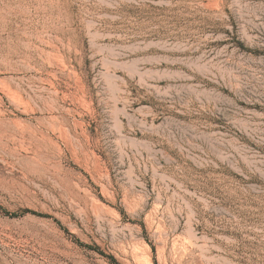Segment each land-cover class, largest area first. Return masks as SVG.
Returning <instances> with one entry per match:
<instances>
[{"label":"rangeland","instance_id":"rangeland-1","mask_svg":"<svg viewBox=\"0 0 264 264\" xmlns=\"http://www.w3.org/2000/svg\"><path fill=\"white\" fill-rule=\"evenodd\" d=\"M0 264H264V0H0Z\"/></svg>","mask_w":264,"mask_h":264}]
</instances>
